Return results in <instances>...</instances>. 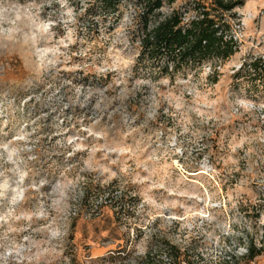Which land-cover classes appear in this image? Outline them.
Wrapping results in <instances>:
<instances>
[{"label": "rangeland", "instance_id": "rangeland-1", "mask_svg": "<svg viewBox=\"0 0 264 264\" xmlns=\"http://www.w3.org/2000/svg\"><path fill=\"white\" fill-rule=\"evenodd\" d=\"M137 1L0 0V264H116L152 233L264 264V83L235 76L264 55V0L236 9L231 58L171 76L140 59Z\"/></svg>", "mask_w": 264, "mask_h": 264}, {"label": "trees", "instance_id": "trees-1", "mask_svg": "<svg viewBox=\"0 0 264 264\" xmlns=\"http://www.w3.org/2000/svg\"><path fill=\"white\" fill-rule=\"evenodd\" d=\"M174 1H137L136 16L141 22V61L163 58L165 66L162 72L171 76L173 72L206 60L225 62L235 54L239 49L234 34L239 20L236 9L244 4V0H198V5L192 9L186 21L179 10L170 13L162 11L165 2ZM93 5L100 11L116 14L121 7V0H93ZM235 76L264 83V55L247 59ZM196 242H177L168 237L158 239V235L152 233L147 238L143 254H127L116 264H165L159 258L161 251L169 255L168 264H198L190 254ZM245 247L248 263L262 250L250 244Z\"/></svg>", "mask_w": 264, "mask_h": 264}, {"label": "built area", "instance_id": "built-area-1", "mask_svg": "<svg viewBox=\"0 0 264 264\" xmlns=\"http://www.w3.org/2000/svg\"><path fill=\"white\" fill-rule=\"evenodd\" d=\"M250 264H256V261H255V260H252V261L250 262Z\"/></svg>", "mask_w": 264, "mask_h": 264}]
</instances>
